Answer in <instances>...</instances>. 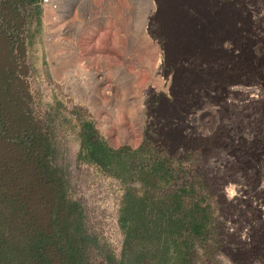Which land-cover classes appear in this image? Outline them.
Returning <instances> with one entry per match:
<instances>
[{
  "label": "rangeland",
  "instance_id": "obj_1",
  "mask_svg": "<svg viewBox=\"0 0 264 264\" xmlns=\"http://www.w3.org/2000/svg\"><path fill=\"white\" fill-rule=\"evenodd\" d=\"M123 1L122 23L112 0H93L97 13L93 9L90 23L78 11L73 14L87 8L85 0H0V62L21 81L29 110L48 135L67 195L82 210L85 232L95 239L88 248L89 264H104L99 250L118 255L124 239L118 215L133 201L156 206L146 215L150 237L141 238L138 264H218L220 258L230 263L216 248L244 247L246 240L231 231L241 224L233 222L236 210L229 207L227 194L234 197L238 191L219 185L236 179L239 170L223 159L164 154L182 151L180 144L171 147L169 132L179 121L163 100L171 82L167 68L175 69L174 86H193L184 72L188 65L172 63L165 45L185 39L170 25L171 14L185 13L188 0H154L152 8L146 0ZM115 22L123 26L125 47L101 39ZM249 24L259 43L254 87L262 92L252 102L242 96L229 99L248 100L246 112L232 117L248 115L254 126L247 129L264 140V85L259 78L264 73V15L254 12ZM241 34L239 39L247 33ZM163 59V69L157 70ZM226 130L221 127V134ZM87 133L93 134L97 153L85 143ZM233 162L240 163L239 172L248 171V177L242 172L245 183L254 185L237 193V206L253 200L264 204V188H257L264 187V159ZM250 242L261 244L257 237Z\"/></svg>",
  "mask_w": 264,
  "mask_h": 264
},
{
  "label": "flooded vegetation",
  "instance_id": "obj_2",
  "mask_svg": "<svg viewBox=\"0 0 264 264\" xmlns=\"http://www.w3.org/2000/svg\"><path fill=\"white\" fill-rule=\"evenodd\" d=\"M196 5L202 8L198 9ZM185 8L183 14H171L170 25L172 32L183 33L185 39H170L165 45L172 63L188 65L184 72L193 86H174L172 76L175 69L167 68L171 82L163 100L168 103L171 116L179 121L169 132L171 147L180 144L182 151L164 154L178 159H223L241 171L240 163L233 161L249 163V160L264 159V140L255 138L254 132L247 129L254 126V121L248 115L241 119L232 117L236 111L246 112L245 103L248 100L252 102V98L262 92L254 87V54L259 43L252 37L254 30L249 24V16L256 11L264 15V0H188ZM241 32L247 34L239 39L243 36ZM163 64L164 59L157 70L163 69ZM259 78L263 79L264 85V73ZM234 96L248 97V100L244 103L229 99ZM159 98L160 94H157L156 104ZM221 127L230 130L221 134ZM239 171L236 179L223 182L220 189L228 192L231 190L229 186L238 192L253 190L254 185L244 181L248 171H242L245 175ZM237 193L234 197L233 193L227 194L229 198L231 196L227 201L229 207L236 210L233 222L241 224L231 231L246 241L244 247H232L230 250L217 247V251L230 260V263H224V258H220L218 264H264V204L262 200L250 203L246 200L237 206ZM239 212L241 216L237 215ZM254 237L261 241L259 246H251L250 240Z\"/></svg>",
  "mask_w": 264,
  "mask_h": 264
},
{
  "label": "trees",
  "instance_id": "obj_3",
  "mask_svg": "<svg viewBox=\"0 0 264 264\" xmlns=\"http://www.w3.org/2000/svg\"><path fill=\"white\" fill-rule=\"evenodd\" d=\"M91 134L83 139L94 154ZM65 183L21 81L0 62V264H89L95 239L85 232L82 210ZM148 204L133 201L120 209L124 239L117 256L98 251L104 264L139 263L141 238L150 237L144 222L156 207Z\"/></svg>",
  "mask_w": 264,
  "mask_h": 264
},
{
  "label": "bare ground",
  "instance_id": "obj_4",
  "mask_svg": "<svg viewBox=\"0 0 264 264\" xmlns=\"http://www.w3.org/2000/svg\"><path fill=\"white\" fill-rule=\"evenodd\" d=\"M85 1L87 4V8L84 10H80V11L75 10V11H73V14H74V12L78 11L79 15H81V16L84 15L86 17V19H88V20L90 19V23H92L94 21V18H93L94 16H92V15H93V9L95 10V5H94L93 0H85ZM146 1L148 3V7H151V8L154 7V0H146ZM109 2H110V0H109ZM111 4H112V7L115 10V12L118 14L117 20L122 23L123 18L121 17V15L123 13L124 1L123 0H120V1L112 0ZM169 10L171 11L170 4H169ZM95 12L97 13L96 10H95ZM97 27H99V24H97ZM122 32H123V26L119 25L115 22V25H113V27H109V29L108 28L106 29V34H103L101 36V39H102V41H108L113 47H125L128 45V40L123 36ZM69 35H71V34H69ZM70 47H72V46H70ZM99 59H101V56L96 58V60H94V61H98Z\"/></svg>",
  "mask_w": 264,
  "mask_h": 264
}]
</instances>
